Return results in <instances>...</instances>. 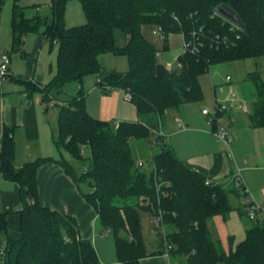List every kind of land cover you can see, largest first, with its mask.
<instances>
[{
    "label": "trees",
    "instance_id": "16d2710c",
    "mask_svg": "<svg viewBox=\"0 0 264 264\" xmlns=\"http://www.w3.org/2000/svg\"><path fill=\"white\" fill-rule=\"evenodd\" d=\"M4 1L0 0V10ZM13 1L11 52L21 50L25 35L41 31L58 49L56 74L42 90L46 102L57 98L67 83L81 84L85 76L94 74L101 79L96 85L103 92L125 91V98L145 120L113 125L95 119L86 109L81 90L60 104L54 142L82 161L84 170L78 177L65 159L57 161L76 185L90 183L84 198L113 236L118 262L140 264L154 253L144 238L142 212L151 214L150 231L165 251L161 230L153 224V217L162 210L170 255L185 257L187 264H264V223L258 218L252 220L244 240L234 245V239H229L228 252L213 241L210 221L232 211L230 192L217 183L207 185L206 176L187 168L161 134V120L168 112L204 100L201 77L213 65L264 56V0H79L87 21L75 27L65 25L69 0H52L46 21L39 14L27 17L21 0ZM220 5L233 10L244 27L216 13ZM158 26L165 41L169 33H180L185 44L195 47L184 46L176 70L161 62L160 49L145 35V28ZM120 39H124L121 45ZM109 52L126 56L129 70L104 68L99 57ZM250 77L257 95L250 123L264 128V80L259 72ZM155 129H160L159 135L152 139ZM132 140L151 143L150 170L138 165ZM0 143V176L18 184L23 200L21 209L0 212V264H101L92 240L81 235L76 217L39 200L37 171L51 159L17 167L9 127ZM158 182L171 186L162 185L158 191ZM14 216L18 236L10 230Z\"/></svg>",
    "mask_w": 264,
    "mask_h": 264
},
{
    "label": "crops",
    "instance_id": "0c3cea01",
    "mask_svg": "<svg viewBox=\"0 0 264 264\" xmlns=\"http://www.w3.org/2000/svg\"><path fill=\"white\" fill-rule=\"evenodd\" d=\"M6 1L0 10V59L6 53L11 57V63L10 76L0 83V139L5 127H9L15 141L17 167L37 159H51L37 171L41 204L76 217L81 235L92 240L101 264H120L115 242L110 241V234H106L96 211L84 198L87 192L81 188V184L76 185L57 161L61 159L57 158L55 147H58L54 142L57 122L49 116V111L52 106H60L63 101L57 95V98L46 102L42 90L56 74L58 49L54 52L55 47H51L41 31L25 35L21 50L11 52L14 1ZM33 1L35 10L30 18L39 14L47 20L51 15L52 0ZM49 2L48 11L43 10L42 5ZM69 4L67 2L65 12L66 26L83 25L86 16L82 6L78 9L76 5ZM24 7L29 8L28 5ZM212 83V93L203 87V101L187 103L177 111L168 112L162 131L187 168L203 174L208 180L220 184L230 192L232 210L237 212L229 213L228 222L236 224L241 230L239 241L236 234L228 232V239H234L235 245L244 240L242 237L246 236L247 229L252 226V222H246L248 217L245 215V208L248 200H253L260 207L257 218L264 223V128L253 127L250 119L236 113L235 108L223 109L224 113L221 118L218 117V122L228 128L233 144L228 147L218 140L213 126L203 113L204 108L214 112L218 105L222 106L214 82ZM243 109L248 114L246 105ZM88 186L90 187V183ZM22 207L18 184L0 176V212H13ZM226 216H223L224 220ZM14 217L16 220L11 223L10 230L13 235L18 236L17 216ZM216 218L211 219L210 228L215 224ZM228 222L225 221V224ZM149 251L154 253L142 258L140 264H182L178 255H167L161 250L158 241L153 250Z\"/></svg>",
    "mask_w": 264,
    "mask_h": 264
},
{
    "label": "rangeland",
    "instance_id": "374dc122",
    "mask_svg": "<svg viewBox=\"0 0 264 264\" xmlns=\"http://www.w3.org/2000/svg\"><path fill=\"white\" fill-rule=\"evenodd\" d=\"M5 1L3 2V5ZM8 2L9 0L6 1V3ZM20 2L23 6H29V8L27 9V17H30V15L35 10V6L33 5L35 1L21 0ZM50 2L46 3V5H42V9L46 11L47 8H49L48 4H50ZM68 2L70 3L69 6L76 5L78 9H80V7L82 6L79 0H69ZM10 3H12V0H10ZM86 21L87 19L85 18V21L82 24H85ZM68 26L70 27V25ZM155 29L156 27H153L152 29L145 28V35L160 49L159 59L161 60V62L167 66L169 65L168 67L172 70L178 69L179 65L177 57L184 51L183 36L180 33H169L167 40L165 41L160 39L158 35L154 34ZM123 41L124 39H120L119 44L121 45ZM165 45H167L168 48L166 50H163V46ZM56 49L57 47L55 46V48L53 49L54 52H56ZM99 60L107 70H115L122 73L129 70V61L128 58L124 55H116L109 52L100 55ZM256 72H259L262 76V79L264 80V56L259 58L236 60L213 65L211 67V70L206 75L201 77V84L202 87L207 90V92L212 93V82H214L218 98L224 109L230 110L232 108H235L236 113H240L242 116L248 117L250 119L253 103L257 97L254 81L250 77V74ZM228 76L229 79H227ZM96 82L97 76L94 74H89L83 78L81 84L74 81L67 83L62 88V92L59 95V98L63 102H66L68 100H71L74 96H78L81 90V93L85 95L86 98V109L88 113L95 119L107 121L113 125H116L123 121H145L144 118L138 115L135 104L125 98V91L115 88L108 90V92H103L99 87H96ZM230 87L234 89L235 96H230ZM244 105L248 107V114L243 109ZM60 110V106H52L50 108L49 116L51 118H55L56 122H58V115L60 113ZM167 118L168 117H163V119L161 120L163 126L164 120H166ZM159 131L160 129H155L152 133L151 138L155 139L159 135ZM56 135L57 131H55V136ZM167 139L166 141L170 143ZM131 144L133 146L137 162L142 161L144 163V167L142 168L145 170H150L152 168L151 143L145 140H132ZM55 149L58 156L57 158L65 159L69 167L79 177L84 170V163L73 158V156L64 147H60L58 149L55 147ZM154 150L157 151L158 147H156ZM88 185L89 184L87 183H81V188L84 191L89 192L90 187ZM233 199L236 198L233 197ZM232 211L237 212V210ZM228 215L229 213L227 214L225 220L223 219V216H215L217 217L215 220V224L210 228L213 241L217 243L219 248L223 249L226 252L229 251L228 232H233L234 234H236L237 241H239V234L241 232L236 224L231 223V221L228 222V220L230 219ZM141 221L147 247L150 250H153V248L155 247V243L159 238L157 235L154 236L151 231H149L152 226L151 214L148 212H142ZM225 221H227L228 223L225 224ZM247 221L252 222V220H248V218L246 222ZM242 238L245 239V237ZM109 239L110 241H114L112 235H110ZM178 258L182 259V264H187L185 257L178 255Z\"/></svg>",
    "mask_w": 264,
    "mask_h": 264
},
{
    "label": "built area",
    "instance_id": "2783aa9c",
    "mask_svg": "<svg viewBox=\"0 0 264 264\" xmlns=\"http://www.w3.org/2000/svg\"><path fill=\"white\" fill-rule=\"evenodd\" d=\"M236 26L239 27L238 25ZM154 34L158 35L160 39L165 40V35H164L163 29L161 26L156 27ZM184 46L190 47L192 48V50H194L195 48L193 44H190V43L189 44L184 43ZM10 63H11V57L6 53L3 54L0 59V83L10 76V70H9ZM227 79H229V77H227ZM97 81L100 82L101 79L98 78ZM230 96H234L233 88L230 89ZM223 109H224L223 105L222 106L218 105L214 112H212L209 108H204L203 113L205 114V116H207L208 123L213 127L216 126L215 130L213 129V132L215 136L217 137V139L224 142L228 147H231L233 144V139L230 136L228 128L224 125H221L218 122L219 120L218 114L221 111H223ZM161 134H163V131H161ZM138 165L140 167H144V163L142 161H139ZM210 183H211L210 180L206 181L207 185H210ZM162 185H165L166 187L171 186L170 183L163 184V183L158 182L157 183L158 191L162 189ZM259 211H260V207L253 200L250 199L247 201V207L245 208V212H246L247 217L250 220H253V221L257 220ZM153 224L161 230L162 236L165 240V253L169 255L170 250L172 249V245L168 244L166 240L167 230L164 225L162 210H158V212L153 217Z\"/></svg>",
    "mask_w": 264,
    "mask_h": 264
},
{
    "label": "water",
    "instance_id": "95a60500",
    "mask_svg": "<svg viewBox=\"0 0 264 264\" xmlns=\"http://www.w3.org/2000/svg\"><path fill=\"white\" fill-rule=\"evenodd\" d=\"M216 13H218L221 16H223L224 18H226L230 22H232V23H234V24H236L238 26L244 27V23L237 16V14L233 10L228 8L227 6H225V5L218 6L216 8ZM45 21H46V19H45Z\"/></svg>",
    "mask_w": 264,
    "mask_h": 264
}]
</instances>
